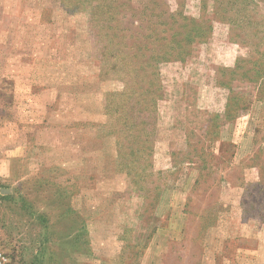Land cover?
<instances>
[{"label": "rangeland", "instance_id": "rangeland-1", "mask_svg": "<svg viewBox=\"0 0 264 264\" xmlns=\"http://www.w3.org/2000/svg\"><path fill=\"white\" fill-rule=\"evenodd\" d=\"M129 1L122 18L110 0H0V251L264 264V0ZM144 3L210 30L149 67L132 56Z\"/></svg>", "mask_w": 264, "mask_h": 264}, {"label": "trees", "instance_id": "trees-1", "mask_svg": "<svg viewBox=\"0 0 264 264\" xmlns=\"http://www.w3.org/2000/svg\"><path fill=\"white\" fill-rule=\"evenodd\" d=\"M130 1H124L119 3L116 0H110V6L109 11H111V14L114 16L120 15L122 18H125V13L127 9H131V12H133L135 9L131 8L129 5ZM163 3V2H162ZM151 4L156 5V8L160 5V2L158 0H151ZM144 5V6H142ZM139 11L140 15L144 16L141 19H139V23L137 24L138 33L136 35V38H141L142 41H144L143 45L140 44L134 49V54H132L133 58H144L145 61L148 63L149 67L152 66L154 63H159L164 58L162 57L164 53L169 52V50H174L173 52H176V59L182 60L184 56H187L189 53L187 51V44L189 42L194 43L195 40H204L205 35L208 33V30H210V25L202 22L195 21L194 18H189L188 16L184 15L182 11H177L175 15H167L164 16L166 13L161 12L159 14L153 13V9L150 11L149 7L146 6V3L142 4ZM234 4L231 3L230 6H228V10L230 7H233ZM136 13V11H135ZM134 16L133 13H131V17ZM231 16V15H230ZM234 19L224 18L231 24H234L236 27H241V19H237L235 16H232ZM120 22V21H119ZM145 23V25H141V23ZM129 30V29H128ZM144 30L146 32H144ZM259 35V31L253 34L252 32H246L245 36H256ZM264 38V36H263ZM176 39V41L174 40ZM193 40V41H192ZM146 41V42H145ZM183 41L184 48L180 49V51H177L176 49L169 46L170 43L173 42L178 48L180 42ZM162 42V43H161ZM164 42H168L167 45H164ZM153 45L149 46L148 45ZM157 44V47L154 48V46ZM159 44H163V47H167V51L160 47ZM162 46V45H161ZM163 50V51H161ZM138 51L139 56H137L135 53ZM178 52V53H177ZM146 63V64H147ZM260 65H256L253 67L254 69L250 70L252 73L255 74L256 80L259 79L262 76V69L259 67ZM153 71V68H152ZM157 72L151 73V78L159 82ZM155 82V84H156ZM154 83H151L150 86L157 89V86L153 85ZM159 88V86H158ZM152 93L151 91H149Z\"/></svg>", "mask_w": 264, "mask_h": 264}, {"label": "built area", "instance_id": "built-area-1", "mask_svg": "<svg viewBox=\"0 0 264 264\" xmlns=\"http://www.w3.org/2000/svg\"><path fill=\"white\" fill-rule=\"evenodd\" d=\"M0 264H10L8 257L0 251Z\"/></svg>", "mask_w": 264, "mask_h": 264}]
</instances>
